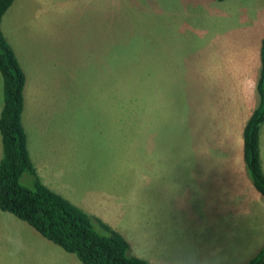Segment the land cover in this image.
<instances>
[{
  "label": "rangeland",
  "instance_id": "rangeland-1",
  "mask_svg": "<svg viewBox=\"0 0 264 264\" xmlns=\"http://www.w3.org/2000/svg\"><path fill=\"white\" fill-rule=\"evenodd\" d=\"M0 31L24 75L21 125L40 182L71 196L89 215L123 227L129 254L157 260L151 264H170L185 252L200 258L183 264L234 263L235 253L223 247V214L217 224L204 217V209L155 205V194L140 202L139 171L143 160L148 173L154 171L159 154L176 156L171 164L181 170L188 111L198 128L218 106L217 93L241 92L242 83L249 88L241 68L255 83L264 0H13ZM159 124L170 129L155 130ZM203 144H196L197 154ZM19 182L31 188L33 179L23 173ZM0 213L14 219L13 231L5 224L1 237L7 240L0 245V255L14 264L33 262L30 256L81 264L24 222ZM186 215L194 217L187 226ZM16 246L20 253L11 254Z\"/></svg>",
  "mask_w": 264,
  "mask_h": 264
},
{
  "label": "crops",
  "instance_id": "crops-1",
  "mask_svg": "<svg viewBox=\"0 0 264 264\" xmlns=\"http://www.w3.org/2000/svg\"><path fill=\"white\" fill-rule=\"evenodd\" d=\"M241 73L243 75L242 80H248L245 81V83L249 85V88L246 86L244 90L242 83L241 92H238V88L233 91L234 88L221 94L217 93L214 99L218 97V106L213 105L211 112L207 114L208 116L206 117V114L204 115L203 123L201 125L200 123L198 124V128H196L194 124L195 119L193 114L191 115V111H188L187 139L185 141L187 146L186 165L180 167L181 170L171 164L174 162V159L177 158L176 156L168 155L169 157L167 158L159 154L155 156L156 167H154V171L148 173L147 164L144 163V160L140 165L139 171L141 185L139 189L140 202L151 199V195L155 194V205H172L176 206L177 210H186L190 212L195 209H204V217L210 220L213 218L214 222L217 224H219V222L216 221L215 218L219 217L220 214H223L222 217L225 216V224H219L225 226L221 229L225 239L223 247L227 253L231 251L235 253L234 263L229 264H237L236 259L246 258V260L240 262V264H245L257 254L262 246H264V199L251 185L244 171L245 169H243L244 164L242 161V129L250 113L256 107L258 97L256 91L251 89L252 79L246 72L245 67L241 68ZM257 76L255 78V83L252 80L254 86ZM237 86L241 89V84ZM220 96L222 100H220ZM233 102H235V105H232ZM228 103H230V105H228ZM213 122L216 124L213 125ZM155 124L158 123L155 122ZM263 128L261 127L258 135V158L260 169L264 177ZM154 129L170 128L166 127L164 124H159L155 125ZM215 129L227 132L220 133L216 132ZM159 134L160 130L157 135ZM201 140L204 142L202 146L204 147L203 153L197 154L196 144ZM160 141L161 145L165 147L163 143L165 141L162 135ZM209 146H218L219 149L216 151L218 153H207L206 147ZM234 148H236L235 157L231 153V150ZM240 148L241 157L239 154ZM30 161L38 178L41 179L38 167L33 163L31 158ZM164 161L166 163L170 162L168 169L164 168ZM231 162H234V164ZM148 177H152V179ZM41 183L75 206V204H73L75 202L71 201V196L56 192V190L49 188L46 183ZM76 207L78 208L79 206ZM79 209L88 215L91 214L84 208ZM94 213L100 215L98 210H94ZM91 216L98 218L114 231L118 232L128 243L127 239L128 237L130 238V235L124 231L125 229H123V227L118 228L117 226L109 224L107 220L110 221V219L107 218V216H105V221L95 214ZM186 216L187 221H185L184 224L187 226L191 221V217L193 219L194 217L192 215L190 217L189 215ZM13 220L14 219L9 215H2V213H0V245L3 240H7V237H1V235H4L5 224L8 225L10 231H13ZM15 226H17V224ZM216 232L218 231L216 230ZM9 241L13 242V238H9ZM38 244L49 256L51 251L49 249L45 251L44 248L47 247L45 243L43 242L42 244L38 241ZM15 251L20 253L17 246L14 247L11 254ZM140 255L139 252H134L133 254L134 257L147 261L149 264H151L150 262H157V260L153 258H149V261L143 254ZM30 258L33 259V262L29 260L27 264H49L46 258H37L35 256H30ZM173 258L174 261L170 262V264H183L185 261L197 262L200 257L195 253L191 254L185 252ZM0 262L14 264L13 259H8V257L2 254L0 255ZM161 264H166V262H162Z\"/></svg>",
  "mask_w": 264,
  "mask_h": 264
},
{
  "label": "trees",
  "instance_id": "trees-1",
  "mask_svg": "<svg viewBox=\"0 0 264 264\" xmlns=\"http://www.w3.org/2000/svg\"><path fill=\"white\" fill-rule=\"evenodd\" d=\"M13 0H0V20ZM221 2L223 0H211ZM255 84L258 103L242 129V161L253 188L264 199L258 158V128L264 123V33L258 48ZM24 75L0 31V211L30 226L44 240L73 254L81 264H149L129 254L126 240L98 218L88 215L39 180L26 148L21 125ZM23 173L31 188L20 184ZM95 225L104 234L96 232ZM264 246L245 264H263Z\"/></svg>",
  "mask_w": 264,
  "mask_h": 264
}]
</instances>
